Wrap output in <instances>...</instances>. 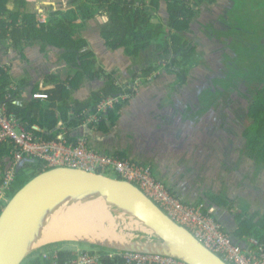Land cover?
Listing matches in <instances>:
<instances>
[{"label": "trees", "instance_id": "16d2710c", "mask_svg": "<svg viewBox=\"0 0 264 264\" xmlns=\"http://www.w3.org/2000/svg\"><path fill=\"white\" fill-rule=\"evenodd\" d=\"M163 1L168 12L166 23L160 20L154 21L155 13L160 10ZM217 1L69 0L65 10L52 11L46 17L47 20L41 22L30 10L27 0H0V43L10 42V46L16 50L36 44H40L44 51L45 48L58 49L61 51L60 58L66 63V66L76 71L74 76L68 77L65 81H62L56 74L46 76L35 85L33 93L41 92L47 94L48 98L35 99L32 97L30 101L17 104V100L24 98L23 89L22 87L13 88L11 85L13 80L9 72L1 66L0 103L6 105L9 116H14L35 135L49 140L56 139L61 133L67 132L66 136L70 141L75 142L77 137L73 135V131L93 115L98 114L100 103L113 98L117 100L114 102V107L99 114L98 122L92 121L90 124V127L108 131V124L113 125L116 122L125 98L132 93V88L129 83L117 84L112 74L107 75L103 68L98 66L94 51L83 35L84 31L88 30L89 22L91 20L99 22L100 35L111 49H123L125 54L132 58H138L143 51H146L152 44H156V48L166 52L167 58H171L172 63L178 66L177 74L181 85L185 83L190 68L196 64L192 58L194 46L190 37H186L185 33L192 31L191 22L200 13L201 15L209 14V12L202 13L204 7L201 6L203 4L208 6ZM258 6H264V3ZM235 7L234 4L233 8ZM209 10L211 11V8ZM3 15L7 18L3 19ZM217 16L220 18L221 14ZM221 18L223 17L221 16ZM227 33L231 32L227 30ZM217 38L215 36L216 42ZM256 65L257 77L255 78L258 85L248 108V117L252 121L244 126L241 134L248 147L247 157L254 161L257 168H264V45L262 49H259ZM246 67L249 71H253L252 62ZM144 74L150 75L151 70L147 68L144 70ZM97 78L102 81V86L93 91L87 99L79 101L73 97V93L82 88L86 79L91 81ZM46 84L49 86L46 87ZM199 86L204 88L202 81L200 85L197 83L194 87L197 89ZM216 88L212 81L209 88L204 90V97L197 99L195 103L198 107L193 112L194 117L209 108L210 105L217 104L219 90L217 91ZM221 92H223L222 89ZM193 107L190 106V110ZM188 112L190 111L188 110ZM12 148L9 143L0 144V184L5 176L4 161L10 159ZM115 156L120 159H129L124 153H116ZM45 170L47 169L40 162L25 161L24 166L16 173V179L7 192L8 198L13 197L29 179ZM28 171L33 173L28 175ZM206 196L210 205L227 207L229 204L227 198L215 193ZM201 201L202 198L190 204L199 205ZM200 206L204 213L214 217L207 210L208 207ZM247 209L248 205L244 204L233 210L237 226L232 233L245 241L248 248L255 250L261 246L264 251V212L254 211L248 214ZM222 230L227 233L224 226H222ZM59 246L48 247L42 253L39 252V257L31 260L29 264H52L54 260L58 264H65L80 252L99 253L103 256L106 253L105 249L95 246L90 247L92 249H70V247L59 248ZM94 248H99V250H93ZM56 250L57 257L55 258L53 252ZM44 253H48L50 258H43Z\"/></svg>", "mask_w": 264, "mask_h": 264}, {"label": "rangeland", "instance_id": "374dc122", "mask_svg": "<svg viewBox=\"0 0 264 264\" xmlns=\"http://www.w3.org/2000/svg\"><path fill=\"white\" fill-rule=\"evenodd\" d=\"M68 2L69 0H32L29 8L36 14L37 19L47 20L46 17H48L50 12L65 10V8L68 7ZM261 3L263 5L264 0L258 1L257 5ZM201 7H204L202 13L209 12L210 6L203 4ZM235 8H238V6ZM262 16L264 17V12H262ZM167 17L168 12L163 1L160 10L155 13L154 21L160 20L166 23ZM209 18L210 17L205 18L202 15H198L193 22L194 29L197 30V32H203L209 24L211 25L213 23ZM249 21L252 23L253 19L250 18ZM99 25L98 21L91 20L88 25V30L83 33L84 37L89 42L90 48L94 51L98 66L103 68V71L107 75H113V73H115L116 77H118V83L120 84L122 81L129 84L135 83V93L137 92L139 95L149 98L151 101L156 100L155 102L159 104L165 101L164 98L160 97V91H163L165 96L172 95L173 93L174 97L179 95L182 90L181 88H184V86H195L194 84L199 82V78H201L202 75H207L209 73L210 69L206 66V63L208 64L213 60V56L219 59L218 55L220 51L214 48L216 44L211 42L212 39L205 38L203 33L196 34L195 32H186V37H189L191 34L194 38V42L192 41L194 46L192 58L196 61V64L188 71L185 83L180 85L177 74L178 66L172 63L171 58H167L166 52L157 49L156 44H152L146 51H143L138 58H132L127 56L123 49H111L101 37ZM251 31L252 29L249 26V22H247L241 27L238 36H234L245 39L248 38L250 34L254 36ZM261 37L264 40V33L261 34ZM36 46L42 49L40 44H36ZM43 52L46 53L45 55L47 57L49 54L52 56L54 53L48 51L46 48ZM57 53L61 54V51ZM147 68H151L150 75L144 74V70ZM10 73L11 71L9 74ZM75 73V69L72 70L61 62V65L58 64L52 71H38L33 69V71L28 72V70H25L23 74L21 73L17 76L10 74V77L13 82L19 86L22 84L31 86V80H43L46 76L56 74L62 81H65L68 77L74 76ZM171 82H174V86L171 85ZM92 83H100V80L98 78L91 81L86 79L83 89L81 90L84 99L90 95L92 91L89 88L85 90V87ZM47 86H49V84H46V87ZM130 88H132L131 85ZM156 95L160 98H155ZM29 96L32 98L33 92L30 93ZM193 98L195 97L193 96ZM218 98L219 100L216 105H210V109L202 112V114L194 120H202V124L195 122L193 125V127H196V130H199V135L196 138H192L194 144L188 151L189 157L187 158V167H184V169H180L181 167L178 168L179 171L176 173L177 177L175 178L179 179L180 177H185L188 179L190 178V173L193 174L192 183L200 189L199 192H196V189L192 192L194 194L193 199L201 197L202 202L208 204L209 200L207 196H204L205 193H215L223 198H227L229 204L227 207L219 206L221 211L231 210L233 212V210L238 209L239 206L247 204L248 214L254 211L262 213L264 212V168H257L254 161L247 157L248 147L245 143V138L241 134L244 126L248 125V122L252 120L244 114L242 109H238L239 111L236 109L238 105L237 102L235 105V103L227 99V97H224V95ZM206 102L208 103L207 100ZM233 109L238 114L230 118L228 115ZM174 112V114L177 113V107L174 108ZM90 124L91 120H86L85 123L73 131V135L75 136L77 133H82L80 131L82 127L90 129ZM195 132L196 131H194V134ZM189 134L194 136L193 133L189 132ZM76 136L81 137L84 135ZM181 161H183V159H179L178 161L175 159L174 163L180 164ZM174 169L176 168L174 167ZM32 173L31 171L27 172L28 175ZM106 175L115 176L113 172H108ZM192 193L188 192L184 194L186 197L189 196L190 198V194ZM9 199L8 196L5 198L6 201ZM227 230L231 236H235L232 233L233 230H229L228 228ZM242 244H245V246L247 245L243 240ZM69 247L70 249H92L89 246L75 243L59 246V248ZM93 250L98 251L99 248H94ZM36 257H39V253L34 254L25 264H29V262Z\"/></svg>", "mask_w": 264, "mask_h": 264}, {"label": "water", "instance_id": "95a60500", "mask_svg": "<svg viewBox=\"0 0 264 264\" xmlns=\"http://www.w3.org/2000/svg\"><path fill=\"white\" fill-rule=\"evenodd\" d=\"M25 161L16 164L17 172ZM88 203L102 206L116 223L110 224L106 216V222L78 227L72 236L41 244L52 217ZM69 243L106 252L164 255L185 264H230L136 184L79 168L55 167L29 179L2 209L0 264H25L48 247Z\"/></svg>", "mask_w": 264, "mask_h": 264}, {"label": "crops", "instance_id": "0c3cea01", "mask_svg": "<svg viewBox=\"0 0 264 264\" xmlns=\"http://www.w3.org/2000/svg\"><path fill=\"white\" fill-rule=\"evenodd\" d=\"M27 1L28 4L31 5L32 0ZM2 18L6 19L7 17L3 15ZM10 45V42L7 44L0 43V65L4 66L8 72L11 71L10 74L17 76L21 73L23 74L25 70L29 72L33 71V69L38 71H52L58 64L61 65V62L63 65H66L60 58V53H57L60 52L58 49L47 48L48 51L54 52L52 56L49 54L47 57L41 47L37 48L36 45L24 46L22 50H16ZM148 69L151 70V68ZM114 74L115 73H113V79H115L118 84V77ZM41 80H31V86L25 84L19 86L13 82V84H11L13 88L22 87L23 89L24 98L23 100H17L16 103L21 104V102L25 103L28 100L30 101V93L33 92L35 85L41 82ZM121 84L125 83L122 81ZM171 85L174 86V82H171ZM101 86L102 83H92L86 85L85 90L89 88L92 90V93ZM131 86L132 93L129 97H124L126 100L118 113L119 116L113 125L108 124V131H101L98 127H90V129L82 127L80 130L82 133H77L75 136L84 135L91 147L100 153L107 155L124 153L134 162L150 165L156 179L162 182L171 194H175L174 196L178 198L179 201L185 204L197 202L201 197L193 199L194 194L192 192H194L195 189L196 192H199L200 189L192 183L193 174L190 173V178L188 179L185 177L176 179L175 177H177L176 173L179 171L178 168L181 167L180 169H184V167H187V158L189 157L188 151L194 144L192 138H196L199 135V130H196V127H193V125L195 122L202 124V120H194L197 119L202 112L210 108L202 111L196 117L193 116L194 110L198 107L195 103L197 102V94V97L193 98L194 93L192 90L195 88L193 85L184 86V88H181V93L175 97L174 93L165 96L163 91H160V97L165 99L162 104L156 103V100L151 101L149 98H145L137 92L135 93V83H132ZM201 88L202 87L199 86L197 91L199 92ZM82 89L83 86L73 93V97L79 101H83L89 97V95L85 99L82 97ZM160 97L157 95L155 96L157 99ZM190 106H194L192 108L193 111L190 110ZM175 107H177L176 114H174ZM188 110L190 112H188ZM235 114L238 113L233 109L230 111L228 117L233 118ZM194 131H196L195 134ZM189 132L193 133L194 136H191ZM175 159L176 161L183 159V161H181L180 164H176V162L174 163ZM4 162V167L6 168L5 174L6 171L11 168V161L10 159H5ZM174 167L176 169H174ZM13 168L17 172L15 165H13ZM188 192L192 193L190 194V198L189 196L186 197L184 194ZM206 195L207 193L204 194V196ZM199 205L208 207L207 210L212 213L222 226H224L228 234L229 231L227 228L229 230H234L236 228V221L231 210L221 211L219 206L214 204L210 205L202 201ZM231 238L235 242L240 241L241 245L245 246L238 236H231Z\"/></svg>", "mask_w": 264, "mask_h": 264}, {"label": "built area", "instance_id": "2783aa9c", "mask_svg": "<svg viewBox=\"0 0 264 264\" xmlns=\"http://www.w3.org/2000/svg\"><path fill=\"white\" fill-rule=\"evenodd\" d=\"M44 22L45 19L40 20ZM2 65H0L1 67ZM4 67V66H2ZM35 99H46L47 94L35 92ZM115 99L104 100L98 105L97 115H93L91 122H98L99 114L114 107ZM67 132L61 133L56 139H44L20 123L14 116H9L6 105L0 103V144L9 143L11 149V168L4 174L0 184V213L6 204L5 198L16 179L13 165L24 160L40 162L45 169L55 167L79 168L86 171L105 174L113 172L114 177L136 184L150 198H152L178 224L186 227L196 238L217 252L230 264H264V251L261 246L255 250L245 247L231 239L222 230V226L214 217L204 213L200 205L185 204L178 200L167 187L156 179L150 165L137 163L131 159H120L115 155L100 153L91 147L87 138L77 137L70 141ZM16 169V168H15ZM57 257V250L53 252ZM43 258H50L44 253ZM52 264H58L56 260ZM65 264H185L172 257L135 252H80L75 258Z\"/></svg>", "mask_w": 264, "mask_h": 264}, {"label": "flooded vegetation", "instance_id": "af4514ba", "mask_svg": "<svg viewBox=\"0 0 264 264\" xmlns=\"http://www.w3.org/2000/svg\"><path fill=\"white\" fill-rule=\"evenodd\" d=\"M258 1L262 0H218L214 4L208 5L211 8L208 15H202L205 18L210 17V21H213L211 25L209 24L203 32H197L194 29L193 22L195 20H192L190 25L192 33H203L205 38L212 39L211 42L216 44L214 48L220 51L219 59L213 56V60L209 62L210 64L208 63L209 73L199 78L198 85L202 81L204 88H201L199 92L196 87L193 88V93L196 91L194 97L198 96L197 99L204 97V90L209 88L213 81L217 91L219 90L218 97L224 95L235 105L237 102L236 109H242L247 117L253 93H255L258 85V81L255 78L257 77V55L259 54V49H262L264 45V40L261 37V34L264 33V17L262 16L264 6H258ZM234 4L238 8H233ZM220 14L223 18L217 16ZM250 18L253 19L252 23L249 21ZM247 22H249V26L252 29L251 33L254 36L250 34L245 39L236 37L241 27ZM227 30L231 33L228 34ZM215 36L218 37L217 42L214 40ZM189 37L194 42L191 34ZM251 62L253 63L252 72L246 67ZM221 89L223 92H221Z\"/></svg>", "mask_w": 264, "mask_h": 264}, {"label": "bare ground", "instance_id": "6f19581e", "mask_svg": "<svg viewBox=\"0 0 264 264\" xmlns=\"http://www.w3.org/2000/svg\"><path fill=\"white\" fill-rule=\"evenodd\" d=\"M102 206L96 203H88L85 205L74 206L67 211H62L60 215L52 217L51 226L44 238L41 240V244L54 240L61 239L66 236H72L74 229L91 224H99L100 221L106 222L109 216L105 213ZM119 218V216H116ZM110 224H114L115 219L109 216ZM109 228V227H108Z\"/></svg>", "mask_w": 264, "mask_h": 264}]
</instances>
